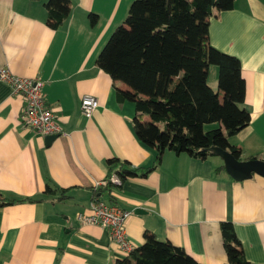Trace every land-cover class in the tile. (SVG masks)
<instances>
[{"label":"crops","instance_id":"crops-1","mask_svg":"<svg viewBox=\"0 0 264 264\" xmlns=\"http://www.w3.org/2000/svg\"><path fill=\"white\" fill-rule=\"evenodd\" d=\"M47 1L0 0V69L44 80L45 98L62 127L49 142L26 127L24 97L0 81V196L40 200L0 207V264H117L127 258L106 229L77 219L95 197L133 211L126 224L133 248L150 233L202 264H228L220 223L229 221L246 258L264 264V178L235 181L216 171L220 157L166 151L147 177L99 192L110 158L134 166L155 159L154 149L134 134L135 103L118 101L117 89L131 88L96 64L134 0H70L71 15L58 30L46 24ZM92 13L98 16L93 25ZM209 40L240 60L246 81L243 107L251 121L230 142L242 150L241 160H264V0H235L232 10L211 17ZM211 74L215 81L210 67ZM86 94L98 99L90 119L80 109ZM47 184L68 189L66 197L44 195Z\"/></svg>","mask_w":264,"mask_h":264},{"label":"trees","instance_id":"trees-1","mask_svg":"<svg viewBox=\"0 0 264 264\" xmlns=\"http://www.w3.org/2000/svg\"><path fill=\"white\" fill-rule=\"evenodd\" d=\"M38 1V0H33ZM235 0H134L124 23L118 26L99 54L96 64L114 81L131 91L117 89L119 102L135 103L134 134L154 149L150 166H134L117 158L107 161L106 180L114 174L124 184L134 177H147L162 162L166 151L194 158L214 157L209 149L220 147L242 159V150L230 138L247 127L250 112L243 107L246 81L240 60L210 44L211 17L232 10ZM46 24L53 30L71 15L70 0L45 3ZM91 24L98 16L89 15ZM218 68V91L208 83L209 68ZM217 124V128L206 126ZM218 157V156H216ZM217 172L225 171L221 165ZM121 184V185H122ZM115 185L110 181L99 192ZM68 189L47 184L44 195ZM35 198L9 199L0 196V207L34 203ZM220 229L228 264H252L245 255L232 222L222 221ZM117 264H202L184 248L145 234L144 243Z\"/></svg>","mask_w":264,"mask_h":264},{"label":"built area","instance_id":"built-area-1","mask_svg":"<svg viewBox=\"0 0 264 264\" xmlns=\"http://www.w3.org/2000/svg\"><path fill=\"white\" fill-rule=\"evenodd\" d=\"M0 81L10 85L16 95L24 97L25 106L22 109V123L42 136L60 135L62 127L58 123L54 109L47 102L44 94L45 81L41 78H22L14 75L8 69H0ZM81 113L90 119L98 109V99L93 94H86L81 99ZM111 182L121 186L118 175L114 174L109 180H104L98 187ZM99 189V188H98ZM133 211L120 207L111 202H105L95 197L88 210L79 212L77 219L88 225H96L106 229L112 241L127 255L134 249L128 239L126 224Z\"/></svg>","mask_w":264,"mask_h":264},{"label":"water","instance_id":"water-1","mask_svg":"<svg viewBox=\"0 0 264 264\" xmlns=\"http://www.w3.org/2000/svg\"><path fill=\"white\" fill-rule=\"evenodd\" d=\"M58 135H49L46 138L49 141L55 139ZM214 155L223 160L225 172L235 181L241 182L251 179L254 174L264 178V160L262 159H237L230 151L220 147H211L209 149ZM142 209H137L136 213H142Z\"/></svg>","mask_w":264,"mask_h":264},{"label":"rangeland","instance_id":"rangeland-1","mask_svg":"<svg viewBox=\"0 0 264 264\" xmlns=\"http://www.w3.org/2000/svg\"><path fill=\"white\" fill-rule=\"evenodd\" d=\"M124 23V22H123ZM122 23V24H123ZM121 24V25H122ZM213 69H214V71H215V81H213V77H212V74H211V76L209 77V79H208V83H209V85L211 86V88L213 89V90H215V91H218V68H217V66H211V70L213 71ZM210 125V124H209ZM217 124H212V126H208L207 128H217Z\"/></svg>","mask_w":264,"mask_h":264}]
</instances>
